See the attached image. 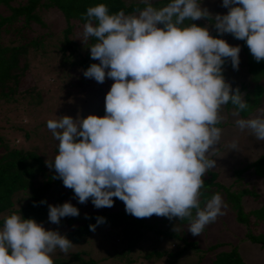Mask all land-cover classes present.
<instances>
[{"label": "clouds", "instance_id": "9594fccd", "mask_svg": "<svg viewBox=\"0 0 264 264\" xmlns=\"http://www.w3.org/2000/svg\"><path fill=\"white\" fill-rule=\"evenodd\" d=\"M141 3L131 14L110 13L104 3L87 8L80 39L99 62L83 75L114 83L105 115L47 121L58 152L46 164L80 204L91 199L97 209L111 208L117 198L136 218L187 219L188 231L200 236L224 214L220 193L201 206L204 177L219 157L222 110L231 103L239 117L249 106L224 76L229 59L239 69L241 47L222 34L245 41L253 58L264 61V0H222L224 14L211 13L201 0H169L159 8ZM202 19L209 23H193ZM212 26L221 35H212ZM234 124L264 141V110ZM227 147L239 151V139ZM79 215L71 201L48 205L52 224ZM105 222L98 217L90 231ZM72 245L66 234L12 213L0 227V264H54L53 254H67Z\"/></svg>", "mask_w": 264, "mask_h": 264}, {"label": "trees", "instance_id": "16d2710c", "mask_svg": "<svg viewBox=\"0 0 264 264\" xmlns=\"http://www.w3.org/2000/svg\"><path fill=\"white\" fill-rule=\"evenodd\" d=\"M150 2L154 7L159 8L166 5L169 0H150ZM99 3L106 4L110 13L123 10L126 14H131L138 8L143 9L146 6L141 0L128 2L127 0H0V107L10 103L20 104L26 100V97H28L26 102L23 101L26 110L43 105L45 100L42 99L35 80L30 79L27 83L22 80L30 72L29 67L33 57L44 56L42 50L49 54L53 53V57H59L63 63L71 65L74 72H79L76 76V85L80 89L83 91L94 89L97 82L85 78L83 72L92 63L99 61L91 59L88 44L85 45L80 36L87 8ZM49 12H59L62 15L64 21L59 28H46L44 17ZM197 24L204 26L201 22ZM91 42L90 40L88 43ZM240 46L246 57L249 79L253 81L255 104L264 90L259 82L264 79V61L257 62L253 58L245 41L240 40ZM67 75L68 78L72 77L69 73ZM241 88L243 86L239 87L240 91ZM248 105V108L240 113L241 118H245L253 106L249 103ZM225 106L236 110L231 103ZM100 111L105 113V106ZM24 135L28 137L27 132ZM57 152L58 147H55L54 153ZM250 170L256 177L264 178V151L241 168L235 169L234 174L239 179L242 172ZM55 175V170L48 167L43 156L35 149L9 146L7 140L0 134V213L9 210L0 218V226L3 225L4 218L11 213L22 214L24 218H34L39 223L43 222L48 215V198L53 190L59 192L57 198L59 204L71 201L75 206H81L79 202L68 200L70 199L68 197L74 194L73 191L64 187L63 181L54 178ZM21 191L26 192V201L15 208L17 200L14 196ZM201 192L202 207L212 195L216 193L223 195L224 202L234 212L235 221L246 225L245 238L264 248V194L258 207L246 211L241 202L243 195H252L256 198L260 195L252 188L232 189L231 184L225 185L218 180V173L214 170L205 175ZM42 200H46L47 203L41 204ZM88 202L93 206L91 199ZM93 208V211L78 217H67L68 224L73 225L77 221L71 230L64 233L73 243L85 240L92 232L89 226L96 224L97 218L101 216L106 218V222L97 225L96 228L105 225H124L127 250L136 244L144 231L153 229L143 218H136L125 210H99L94 206ZM178 221L189 222L187 219ZM256 227L259 229L258 232L254 230ZM155 232L180 238L173 232H162L158 229H155ZM185 244L197 248L195 242L186 241ZM222 245L219 242L214 243L208 246L207 250L215 251ZM84 253L76 251L67 258H54V264H97V261L91 257L84 258ZM152 256L160 257L161 252L150 251L146 253L145 258ZM211 262L212 264H245L235 245L228 250L215 252Z\"/></svg>", "mask_w": 264, "mask_h": 264}, {"label": "rangeland", "instance_id": "374dc122", "mask_svg": "<svg viewBox=\"0 0 264 264\" xmlns=\"http://www.w3.org/2000/svg\"><path fill=\"white\" fill-rule=\"evenodd\" d=\"M201 3L213 14H224L228 11L227 8L222 7V0H201ZM58 13H47L48 15L44 17L46 28L56 29L61 26L64 20L62 15ZM197 22H201L203 25L209 23L204 19L194 21V23ZM209 30L212 35H221L214 26L210 27ZM222 38L226 39L231 45H240V40L234 39L230 34H222ZM50 41L48 40V42ZM46 46L48 48V43ZM36 53L39 54V52ZM42 53H44V56L33 57L31 67H29L30 72L22 80L27 83L30 79H34L45 102L43 105L31 110L24 108L28 97L23 100L25 102L22 101L20 104L10 103L1 106L0 134L7 140L9 146L35 149L46 162L48 159L50 161L54 159L57 154L54 153V148L58 147V141L53 138L52 133L47 128V121L49 119H59L63 115H70L73 118L78 115L87 117L92 113L99 116L105 115V113H101L100 109L105 106L106 94L114 81L106 79L103 84H95L94 89L86 91L84 89L83 91L76 85L78 71L74 72V68L63 63L59 57H53V53L49 54L45 50H42ZM67 73L71 74L72 77L68 78ZM224 76L232 84L233 89L237 86H243L241 92L245 100L253 105L245 118L254 117L264 110V90L257 103H253L255 101L253 81L249 79L247 61L242 50L240 52L239 69H233L229 59L224 67ZM259 82L264 88V79ZM235 112V109L226 106L222 110L224 122L219 126L223 129V136L218 152L219 157L216 158L217 166L212 170L218 173V180L225 185L231 184L232 189L252 188L260 195L259 198L252 195H243L241 202L244 210L247 211L260 205L264 194V178L256 177L250 170L242 172L240 178L237 179L234 170L241 168L264 151V141L256 140L248 130L241 131L237 128L234 121L241 117L240 115L239 117L235 116ZM25 132L28 133V137L24 135ZM236 138L239 139V151L230 150L227 145ZM26 195V192L21 191L14 196V199L17 200L15 208L25 203ZM58 195L59 192L53 190L48 198L49 204L59 205ZM221 196L224 201L223 195ZM68 198H70L68 200L78 202V198L74 194ZM78 208L80 215L94 210L90 202L81 204ZM101 209L110 211L125 210V205L116 198L113 207L100 208L99 210ZM8 211L0 213V218L5 216ZM222 211L224 214L219 215L215 222L207 225L200 236H193L188 231L189 222L181 223L177 218L170 220L167 217L156 215L143 218L153 229L144 231L142 237L130 250H127L124 225H105L96 228L85 240L73 243L67 254L57 250L53 254V259L57 257L67 258L73 252L81 251L85 252L83 254L84 258L91 257L97 261V264H212L211 260L215 252L228 250L235 245L245 264H264V248L245 238L246 225L235 221L234 212L226 203ZM66 219L67 217H64L59 224H52L48 221L47 215L46 219L40 223L47 229L58 230L61 234H64L77 224V221L73 225L68 224ZM155 229L162 232H173L180 238L156 233ZM254 230L258 232L259 229L256 227ZM186 241L195 242L197 248L194 249L192 246L185 244ZM218 242L223 245L216 248L215 251L207 250L208 246ZM153 250L161 252V256L145 258L146 253Z\"/></svg>", "mask_w": 264, "mask_h": 264}]
</instances>
